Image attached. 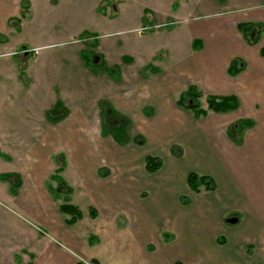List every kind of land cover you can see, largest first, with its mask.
Instances as JSON below:
<instances>
[{"label": "rangeland", "instance_id": "obj_1", "mask_svg": "<svg viewBox=\"0 0 264 264\" xmlns=\"http://www.w3.org/2000/svg\"><path fill=\"white\" fill-rule=\"evenodd\" d=\"M100 1H103V6L98 11L96 8ZM122 2L128 9V16L110 26L100 11L108 4H116V0H33L32 9L30 0H0L3 6L16 3L20 7L11 20L5 24L0 22V39L6 41L13 51L9 56H0V87H4L2 101L7 107H14L17 102L25 100L27 94L33 92L34 96L36 91L33 82L25 89L26 92L17 89L20 87L19 82L25 84L18 78L19 71L24 70L29 77L32 76V80L34 76V84L41 91L48 84V101L53 92V100L56 96L62 98L73 115L77 110L83 113V119H69L70 138L61 140L57 147L51 149L65 156L61 176L71 190L72 203L84 214L74 227H66L62 222L61 229L68 231L70 238L77 239L81 245H85L88 238H98L95 246L104 259L95 263L81 258L82 264H141V259V263H138L134 258L136 255L141 253L151 256L156 251H160L156 256L157 264L170 259L168 264H173L175 260L191 255L198 261L200 258L194 253L211 239L219 246L251 239L242 244L240 249L243 254H251L258 240L259 228L264 224V215L254 218L234 211L223 219H212L201 202L208 198L217 199L219 193H194L182 175L199 166L200 156L195 153L199 152V147L194 150V141L198 144L209 141L211 146L222 144L224 138L228 140L225 137L227 125L239 118H252L254 121L251 128L242 131L246 149L249 147L254 155L264 156V140L259 139L261 135L264 136V56L259 53L260 46L264 47V32L254 50H247L242 71L253 82L257 81L242 89L238 77L233 78L237 82L234 87L228 80L219 79L217 82V86L228 83V91L238 94L240 106L236 112L221 115L207 110L206 115L195 118L190 109L178 108L175 100L179 90L192 80L203 93L199 103L206 109L205 95L210 93L207 90L213 89L208 75L215 72L211 68L201 67L207 50L213 47L220 55L241 52L240 45L244 41L236 30L235 22L247 20V16L255 10L264 14V0H122L119 4ZM145 7L158 21H176L179 25L174 28H181L190 20H205L215 10L227 11V16H231V19L226 20L232 22L233 26L227 28L223 35L213 34L196 51L189 48V42L187 50L179 51L180 63L190 59L196 64V70L194 74L192 70L191 75L186 73V69L181 70L179 81L174 83L176 90L166 95L161 91L157 77L151 76L150 72L144 73L143 68L151 64L166 69L178 62L166 54L162 57L154 55L158 48L169 47L167 45L172 35L165 28L158 34L146 31L143 35L139 33L141 37H138L135 27ZM142 22L151 23L149 14L143 15ZM182 43L183 47L185 41ZM229 45L234 50H230ZM84 46L85 60L89 58L92 62L87 66L77 54L75 58L73 52ZM123 54L132 59L130 64H120ZM99 57H105L111 65H115L112 66L114 73L109 68L105 70V66L97 65ZM221 64L219 72L225 75L224 63ZM117 74L122 77V82L117 81ZM101 97L113 103L121 102L123 108L120 107V110L127 115L128 120L105 100L104 112L100 114L97 100ZM145 102L151 103L148 110L152 111V117L140 122L137 112ZM167 102L181 113L177 111L175 116H171ZM14 111L16 113L17 109ZM101 123L103 134L100 133ZM122 124H125L124 130L116 129ZM41 141L44 140L38 138L33 143L41 144ZM14 146L17 147V144ZM189 147L193 150H189ZM6 151L11 159H0L2 172L11 171L17 166V159L13 158L14 150ZM58 151H54L50 157L55 166ZM183 152L184 158L177 160ZM238 152L243 158L246 157L247 150ZM148 154L164 160L165 167L156 173H147L144 157ZM46 179V189L50 190L52 185L56 210L69 190L65 184L57 187L55 180L52 182V176L48 175ZM0 183L3 184L1 180ZM8 192L7 195L0 194L3 212L20 221L25 231L33 223L47 235L53 234L51 222L39 224L33 213L26 210L23 203L16 201L17 197L10 189ZM222 196L228 202L229 195ZM181 197L187 198L188 203H181ZM219 202L214 200L215 206L223 207L224 204ZM89 206L96 208L95 219L88 216ZM234 209L237 210V206ZM179 215L183 219L178 218ZM230 217H236L238 221L241 217V221L229 224L226 219ZM216 239L223 242L216 243ZM41 241L34 236L28 239L22 235L15 239L18 245L32 244L33 247ZM54 243L61 245L57 238ZM13 260L21 264L24 257L14 254L6 262L13 264Z\"/></svg>", "mask_w": 264, "mask_h": 264}, {"label": "crops", "instance_id": "obj_2", "mask_svg": "<svg viewBox=\"0 0 264 264\" xmlns=\"http://www.w3.org/2000/svg\"><path fill=\"white\" fill-rule=\"evenodd\" d=\"M21 1L25 2V0ZM30 1V7L32 9L33 0ZM119 2L118 0H116V4H108V8L104 7V9L100 11V14H102V18L108 21V24H110V26H112V24H117L122 19L126 18L129 14L126 12L128 11V9L126 6H124L125 4L123 2L119 4ZM102 4L103 1H100L96 9L98 10V8H101V6H103ZM16 5L17 4L15 3L10 6H3L2 3H0V22L5 24L9 20H11L13 16H15V12L20 9L19 5ZM255 11L251 12V14L247 16V20L235 22V27L239 22H264L262 21V16H264V14ZM228 13L229 12L227 11L215 10L214 13H212L211 16L207 17V19L205 20H190V22L183 27L174 28L175 25H179L176 21H168L167 19L158 21L155 19V17H152L150 15V11L147 7L142 9V12L140 14V21L135 27L137 29L138 37H141V35H143V33H145L146 31L158 34L161 31H164L165 28H167V30L169 31V35H172L170 36L171 40L167 45L169 47L158 48L154 52V55H160L162 57L166 54L168 57L170 56L171 59L178 62L172 63L170 67L166 69H162L161 67H157L151 64L147 65L148 67L152 66L157 71H153L151 69L145 70L147 66H144L143 68L144 73L150 72L151 76H154V78L157 77V81L160 83V89L165 95L176 90V88H174V83L176 81H179L181 70L186 69V73L188 75H191L192 70L194 74L196 70V64H194V62L190 59H188L187 61L185 60L186 62L184 61L183 64L180 63L179 60H181V52L179 51L185 49L187 50L188 42L190 44L189 48L196 51L200 49L201 45H204L205 42H207L208 38H210V36H212L213 34H217L219 36L223 35V32H225L227 28L230 29V26H233L232 22L227 21L231 19V16H227ZM145 14H149L151 23L145 24L142 22L143 15ZM237 32L240 34L241 38L244 41L242 45H240L241 52H236L232 55H220L213 47H211L206 52V59L201 67L211 68L212 70H215L213 74L208 75L211 80L209 81L211 83V88H213H209L211 90H207L208 92H210L208 94L234 95L238 99V94L233 91H228V89L230 88L226 87L227 84H232V86L234 87L235 83L237 84L236 81H233V78L235 77H238L240 79V89H242L243 86H248L253 82V79L250 76L246 77L247 73H242V71L244 70V60L246 61L247 59V50H252L258 44L259 40L256 44L250 45L244 40L238 30ZM139 33L141 35H139ZM183 41H185V45L182 47ZM0 42L2 43L0 44V56L11 55L13 51H11L7 46V44L5 43L6 41L0 39ZM95 42L98 44L96 38ZM236 42L237 40L234 41L235 44ZM95 48L97 54H99L98 48L96 46L94 47V49ZM262 48L264 47L260 46L259 53ZM85 49L86 48L84 46L82 47V49L74 50L73 52L74 57L76 58L77 54L79 59L81 61L84 60V65L87 66L89 65V63H87V61L85 60ZM229 49L234 50V48L230 45ZM124 55L125 54L120 56V64H130L132 59ZM188 57L190 58L191 55H189ZM233 58H240L243 61V68L241 72L235 76H231L227 72L229 63ZM109 62L110 61H107L105 57H102L100 58V62L97 65L105 66V70H107L106 68H109L114 73V69L112 66L115 65H111ZM221 63H224L223 65L225 75L219 72V69L222 67ZM226 76H229L230 78H226ZM19 77L25 83L24 85H21L20 82L18 83L20 84V87L17 88L19 91L26 92L25 89H28L33 82V89H35L36 92L34 93V96L33 92H31L32 94H27L26 99L21 102H17V104H14V107H11V105L7 107L6 104L2 101L4 98V87H0V159H11V157L6 153V150L8 149L14 150L13 158L17 159V166L15 169L7 172L0 171V180L3 182V184L0 183V194L7 195V192L10 189L11 193L15 197H17L16 201L23 203L26 206V210H29L33 213L35 220L39 224H46L48 222H51L53 224V234L47 235L42 228L38 227V225H33V223H31V226H29L25 231L23 229V226L21 225V222L14 220L7 213L3 212L4 209L0 206V264H8L6 260L14 254H19V256L24 257V262H22L21 264H82V259L92 260L95 263H98L99 261L101 262L104 258L101 253L98 254V248L95 246L98 242L97 237L88 238L91 236L90 235L87 237L88 242L85 245H81L77 242V239L70 238V236L68 235V231L65 232L64 229H61L62 222L66 227H74L84 217V214L75 203H72L70 198L71 190L61 176V173L64 169L65 156L61 155L62 153L58 150H51L52 148L57 147L61 140H68L70 138L69 136L71 134V124L68 122L69 119L71 120L73 119V117L76 120L77 118L83 119V116L81 115L83 113L77 110L73 115L67 103H65L62 98L56 96V99L53 100V92L50 93L51 96L48 101V84L45 85V87L42 89V92L39 87L34 84V76L32 80V76L30 75L29 77L24 72V70L19 71L18 78ZM116 77L117 81L122 82V77L119 74H117ZM219 79L228 80L229 82L221 84V86H217V82ZM256 81L257 80H254L253 84ZM223 82L224 81H222V83ZM243 82L244 85L242 84ZM189 85H194L198 90H200L198 88V85L191 80L182 88V90H179L180 92L178 93V97ZM219 90H222L223 92H219ZM178 97L175 100L176 106H178V108H184L177 104ZM103 100L108 101L117 112L125 116V120H128L127 115H125V113L120 110V107L123 108L121 102L113 103L112 100L104 97H101L97 100V107L98 105L100 106V114H103ZM239 101L240 100L238 99V102ZM150 102L141 104L142 107L137 112V118H139L138 121L143 122L144 119L152 117V111L150 112V110H148V106L149 104H151ZM167 103L169 108L168 112L170 111L171 116H175L176 113L180 112V110H178L177 108H173V106L169 102ZM238 108L225 113H213L227 115L236 112ZM15 109H17L16 113L14 111ZM146 111L147 116H145ZM240 119L247 118H239L227 125L225 137L228 138V140L224 138L222 144H213L211 146V144H209V141H204V144H198L193 140L194 150H197V148L199 147V152L195 153L200 156L199 159L201 161L198 159L200 162L199 166H195V168H193L189 172L193 171L198 174L209 175L214 179L216 184L215 189L211 191H202L206 193H219V198H208V200H203L201 204L202 206H205L204 208L207 212V215L212 216V219L215 220L223 219L228 215L229 212L233 213L234 211H237V213L241 211L244 216H251L254 218L259 217L260 214L264 215V156L261 157L259 154L254 155L251 152L252 149L249 147L246 149V143L243 137L244 134L241 133L233 137L228 133L229 126ZM103 132L104 131L102 129L101 123L100 133L103 134ZM97 137H99V135ZM262 137L264 136L261 135L259 139L264 140V138ZM38 138L44 141H41V144L33 143V141ZM11 141H13L14 143H11ZM43 142H45V145H43ZM190 142L191 141L187 143L188 146ZM13 144H17V147H15ZM189 150H193V148L189 147ZM242 150H247L245 158L240 156V153L238 152ZM54 151H58V154L56 155V166L53 163L54 161L52 162L50 159L51 154H53ZM184 156L185 153L183 152L182 157L177 158V160L183 159ZM164 163L165 162L163 160L161 167L156 172L160 171V169L162 170L165 167ZM207 165L211 166L208 167ZM59 168L61 170L57 172V169ZM189 172H184L182 175L183 178L185 176V181L186 175ZM83 173L86 174L85 169H83ZM55 174L59 176L63 184H65V186L69 190V193L66 194L69 197V203L74 205L81 213V217L72 224H67L66 220L69 219L70 216L60 212L59 205L55 210V200L51 192L52 185L50 187V190L46 189L45 187L47 176H52L53 180H51L52 182H54L55 179L53 178V175ZM1 176H5V178L3 179L1 178ZM55 182L57 184V187L60 186V184H58L56 180ZM227 194L229 195L228 198L230 200H228V202L227 200H223L224 196H222ZM63 200L62 203L64 202ZM214 200H220V202L223 203L224 206L222 207L221 205V208H217V206H215ZM236 206L238 208L237 210L234 209ZM90 207L93 206L88 207V216L91 219H95L97 216V212L95 217H91L89 215ZM94 209L96 211V208ZM206 217L208 218V216ZM178 218L183 219V217H180V215L178 216ZM239 221H241V217L239 218ZM33 226L35 230H33ZM22 230L24 231L22 232ZM21 235L24 236V238L28 239H32L34 236V238H36L37 240L42 241L34 247L32 244L18 245L17 243H15V239L18 236L20 237ZM5 238L6 242L3 243V239ZM55 238H57L61 242V245L54 243ZM179 239H177L176 242H178ZM248 240L251 239L245 238L244 241L232 243V245L229 244L225 246H219L214 244L211 239L210 242L202 245L196 251V253H194V255L196 254V256H199L200 261L195 260V258L191 255L188 256V258H181L175 260V262H172H174L173 264H178L179 262L177 261L185 262V264H264V224L259 228V236L257 240L258 243L256 242L257 244H254L253 251L249 255L243 254L240 251V249L242 248V244L246 243V241ZM216 243H218L217 239ZM159 253L160 251H156L151 256H144L139 253L134 258L138 260V263H141V261H139L141 259V264H157L158 262L156 261V256ZM11 260L12 259H10V262ZM169 261L167 260L166 262L164 261V263H161L168 264ZM13 264L17 263H15L13 260Z\"/></svg>", "mask_w": 264, "mask_h": 264}, {"label": "trees", "instance_id": "obj_3", "mask_svg": "<svg viewBox=\"0 0 264 264\" xmlns=\"http://www.w3.org/2000/svg\"><path fill=\"white\" fill-rule=\"evenodd\" d=\"M237 30L241 33L244 40L250 44H256L264 32V22H239L237 24ZM91 37L89 35H86ZM85 36V37H86ZM95 41V39H94ZM96 45V44H95ZM260 54L264 56V48L260 50ZM86 55V54H85ZM87 63L91 62V59H86ZM243 68V61L240 58H233L228 66L227 72L231 76H235L241 72ZM151 69L153 71H157L152 66H147L145 70ZM203 93L197 89L194 85H189L178 97L177 104L190 109L195 118H199L207 114V110L212 112L225 113L229 111H233L238 108L239 102L236 96L234 95H213L206 94L205 102L206 109L202 108L199 103V98ZM104 112V108H102ZM254 124L252 119H240L234 123H232L228 128V133L230 136H237L242 133L245 128L252 127ZM125 124L119 125L116 129L124 130ZM140 139V138H139ZM138 140V138H135ZM162 165V160L158 156L147 155L144 159V169L147 173L156 172ZM61 169H57L59 172ZM1 178H5V176H1ZM53 178L58 182V184H63L61 179L57 174L53 175ZM186 184L188 188L194 192L199 193L202 190L211 191L216 187L214 179L209 175L198 174L196 172H189L186 175ZM64 202L59 205V211L69 215V219H67V224H72L77 221L81 217L80 211L72 204L69 203V197L66 195L64 197ZM181 203H188V199L185 197H181ZM89 215L91 217L96 216V211L93 207L89 208ZM218 243H222L221 239H217Z\"/></svg>", "mask_w": 264, "mask_h": 264}, {"label": "water", "instance_id": "obj_4", "mask_svg": "<svg viewBox=\"0 0 264 264\" xmlns=\"http://www.w3.org/2000/svg\"><path fill=\"white\" fill-rule=\"evenodd\" d=\"M238 221V219L236 217H230L226 219V222H228L229 224H235Z\"/></svg>", "mask_w": 264, "mask_h": 264}]
</instances>
